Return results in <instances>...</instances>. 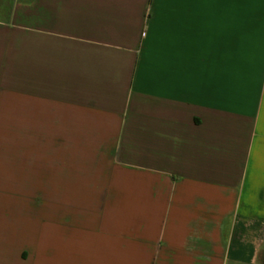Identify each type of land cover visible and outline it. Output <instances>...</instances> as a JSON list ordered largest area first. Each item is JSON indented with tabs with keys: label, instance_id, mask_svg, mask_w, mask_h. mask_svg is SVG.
Returning <instances> with one entry per match:
<instances>
[{
	"label": "crops",
	"instance_id": "obj_1",
	"mask_svg": "<svg viewBox=\"0 0 264 264\" xmlns=\"http://www.w3.org/2000/svg\"><path fill=\"white\" fill-rule=\"evenodd\" d=\"M263 246L264 0H0V264Z\"/></svg>",
	"mask_w": 264,
	"mask_h": 264
},
{
	"label": "rangeland",
	"instance_id": "obj_2",
	"mask_svg": "<svg viewBox=\"0 0 264 264\" xmlns=\"http://www.w3.org/2000/svg\"><path fill=\"white\" fill-rule=\"evenodd\" d=\"M256 261V264H264V246L260 250Z\"/></svg>",
	"mask_w": 264,
	"mask_h": 264
}]
</instances>
